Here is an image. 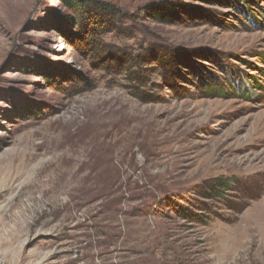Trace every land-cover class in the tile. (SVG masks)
Listing matches in <instances>:
<instances>
[{
	"label": "rangeland",
	"instance_id": "374dc122",
	"mask_svg": "<svg viewBox=\"0 0 264 264\" xmlns=\"http://www.w3.org/2000/svg\"><path fill=\"white\" fill-rule=\"evenodd\" d=\"M81 1L0 0V264H264V0Z\"/></svg>",
	"mask_w": 264,
	"mask_h": 264
},
{
	"label": "trees",
	"instance_id": "16d2710c",
	"mask_svg": "<svg viewBox=\"0 0 264 264\" xmlns=\"http://www.w3.org/2000/svg\"><path fill=\"white\" fill-rule=\"evenodd\" d=\"M65 2L69 5V6H71V7H80L83 3H82V1L81 0H65ZM154 11H155V13H156V15L158 16V17H161V15L162 16H164V18H165V20H167V18H168V15H169V13L171 12V6H169L168 4H165L162 8H157L156 7V9H154ZM153 11V12H154ZM211 189L213 190V191H215L216 189H217V186L216 185H212V187H211Z\"/></svg>",
	"mask_w": 264,
	"mask_h": 264
}]
</instances>
